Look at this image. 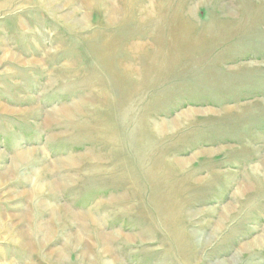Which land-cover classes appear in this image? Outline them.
<instances>
[{"label":"rangeland","instance_id":"374dc122","mask_svg":"<svg viewBox=\"0 0 264 264\" xmlns=\"http://www.w3.org/2000/svg\"><path fill=\"white\" fill-rule=\"evenodd\" d=\"M263 121L264 0H0V264H264Z\"/></svg>","mask_w":264,"mask_h":264},{"label":"crops","instance_id":"0c3cea01","mask_svg":"<svg viewBox=\"0 0 264 264\" xmlns=\"http://www.w3.org/2000/svg\"><path fill=\"white\" fill-rule=\"evenodd\" d=\"M214 106V105H213ZM214 115H215V113H214ZM215 118L213 119V123L215 122ZM264 122V121H263ZM237 127H239L240 125H236ZM217 128V124H213V146H217L216 144L217 143H221L222 142V144L221 145H223V142H225L224 140L226 139V138H230V137H232V138H234V137H237V136H239V135H237V134H235L236 132H234V131H236V130H238V128H236L233 132H226V133H223V134H221L220 136H218V134H217V132H216V129ZM227 128V127H226ZM259 129H261V131H262V133H263V135H264V125H262ZM259 129H258V131H259ZM260 132V131H259ZM237 135V136H236ZM218 136V137H217ZM254 136V135H253ZM221 138V139H218V138ZM232 141H234V140H232ZM237 141V142H236ZM236 141H234V142H231V143H234V144H240V143H244L243 141L242 142H240L239 140H236Z\"/></svg>","mask_w":264,"mask_h":264},{"label":"bare ground","instance_id":"6f19581e","mask_svg":"<svg viewBox=\"0 0 264 264\" xmlns=\"http://www.w3.org/2000/svg\"><path fill=\"white\" fill-rule=\"evenodd\" d=\"M22 151V150H21ZM31 153H33V152H31ZM20 154V153H19ZM19 154H18V156H19ZM24 154V153H23ZM26 154V153H25ZM22 155V154H21ZM21 157V156H20ZM27 160H29V159H27ZM18 164V163H17ZM21 165V164H20ZM50 187H52V185H50ZM55 216V215H54ZM65 216H70V214H69V212H67V213H65ZM89 221H91L92 223H93V219H89V217H85V223H86V225L87 224H91V223H89ZM40 231V230H39ZM32 236H31V238H33V237H35L34 236V233H32L31 234ZM34 240V239H33ZM108 253V252H107ZM48 260H51V258H47ZM47 260V261H48Z\"/></svg>","mask_w":264,"mask_h":264}]
</instances>
